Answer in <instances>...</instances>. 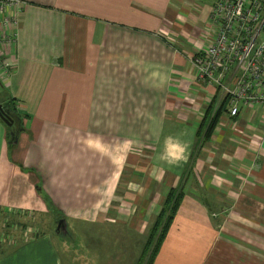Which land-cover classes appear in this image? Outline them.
<instances>
[{
	"label": "crops",
	"instance_id": "obj_1",
	"mask_svg": "<svg viewBox=\"0 0 264 264\" xmlns=\"http://www.w3.org/2000/svg\"><path fill=\"white\" fill-rule=\"evenodd\" d=\"M22 1L12 71L0 82L21 122L9 145L0 121L7 230L48 208L65 223L147 238L169 191L181 190L169 243L179 242L188 215L214 213L226 231L264 240L260 110L231 118L226 104L196 146L221 102L191 65L213 41L217 0Z\"/></svg>",
	"mask_w": 264,
	"mask_h": 264
},
{
	"label": "rangeland",
	"instance_id": "obj_2",
	"mask_svg": "<svg viewBox=\"0 0 264 264\" xmlns=\"http://www.w3.org/2000/svg\"><path fill=\"white\" fill-rule=\"evenodd\" d=\"M46 209L37 222L27 215L25 221L11 222L24 231L9 229L3 234L0 263L43 264L46 256L47 264L56 259L57 264H138L146 236L125 232L127 237H121L123 233L118 232L114 237L117 230L110 224L83 227L70 221L64 233L56 234L57 216ZM188 216L190 220L178 230L179 242L171 244L166 238L154 264H264V240L258 236L245 238L243 228L226 231L215 213L206 215L209 218ZM37 240L40 243L32 248Z\"/></svg>",
	"mask_w": 264,
	"mask_h": 264
},
{
	"label": "built area",
	"instance_id": "obj_3",
	"mask_svg": "<svg viewBox=\"0 0 264 264\" xmlns=\"http://www.w3.org/2000/svg\"><path fill=\"white\" fill-rule=\"evenodd\" d=\"M23 4L22 0H0L1 83L12 71L8 58L15 49ZM210 19L216 26L213 41L191 59L196 82L215 89L221 101L227 100L231 118L259 109L264 123V0H217ZM21 220L24 217L14 221ZM7 223L0 222L4 233ZM9 229L24 231L18 223Z\"/></svg>",
	"mask_w": 264,
	"mask_h": 264
},
{
	"label": "trees",
	"instance_id": "obj_4",
	"mask_svg": "<svg viewBox=\"0 0 264 264\" xmlns=\"http://www.w3.org/2000/svg\"><path fill=\"white\" fill-rule=\"evenodd\" d=\"M2 99L3 98L0 95V105L2 106V110L6 114L1 113V116L6 119L10 118L15 123L12 126V128H8L4 125L7 131L6 135L8 136L9 132L11 131L17 133V127H20L21 122H20V118L16 113L14 101L11 99L9 100L6 99V101H4ZM226 102L227 100L225 99L220 102V105L214 110L213 115L209 120L206 128L204 126L199 127V130L197 131L196 134L197 137L196 140L198 144L207 142L209 140L210 136L212 135L214 129L217 126L220 115L222 114V111L226 106ZM198 144L196 145L197 147L200 146V144L199 145ZM182 201H183V194L181 190L169 191L166 200L162 206V209L159 215L157 216L155 222L153 223L149 231L148 237L146 238L145 244L143 246L142 252L138 260V264L155 263V260L160 253L161 247L168 236L169 230L174 222V219L177 216V213L182 205Z\"/></svg>",
	"mask_w": 264,
	"mask_h": 264
},
{
	"label": "water",
	"instance_id": "obj_5",
	"mask_svg": "<svg viewBox=\"0 0 264 264\" xmlns=\"http://www.w3.org/2000/svg\"><path fill=\"white\" fill-rule=\"evenodd\" d=\"M1 113L6 114L3 110H2V106L0 105V120L3 122V124L8 127V128H12V126L15 124L13 120H11L10 118L6 119L3 118L1 116ZM19 130H21V128H19ZM16 139H17V133L16 132H9V135L6 137V140H8V144L9 145H15L16 144ZM62 226V229L64 230V232L66 231V223L64 220H60L57 224V231L60 229V227Z\"/></svg>",
	"mask_w": 264,
	"mask_h": 264
},
{
	"label": "flooded vegetation",
	"instance_id": "obj_6",
	"mask_svg": "<svg viewBox=\"0 0 264 264\" xmlns=\"http://www.w3.org/2000/svg\"><path fill=\"white\" fill-rule=\"evenodd\" d=\"M60 220H57L56 221V223H55V233L57 234V233H64V230L62 229V226L60 227V229L57 231V224H58V222H59ZM67 230V229H66Z\"/></svg>",
	"mask_w": 264,
	"mask_h": 264
}]
</instances>
